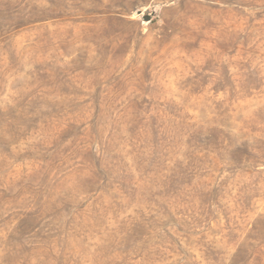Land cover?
Returning <instances> with one entry per match:
<instances>
[{"label": "rangeland", "instance_id": "1", "mask_svg": "<svg viewBox=\"0 0 264 264\" xmlns=\"http://www.w3.org/2000/svg\"><path fill=\"white\" fill-rule=\"evenodd\" d=\"M0 264H264V0H0Z\"/></svg>", "mask_w": 264, "mask_h": 264}]
</instances>
